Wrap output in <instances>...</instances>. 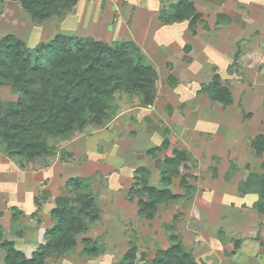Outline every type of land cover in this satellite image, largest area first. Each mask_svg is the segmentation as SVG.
I'll use <instances>...</instances> for the list:
<instances>
[{"label": "rangeland", "instance_id": "374dc122", "mask_svg": "<svg viewBox=\"0 0 264 264\" xmlns=\"http://www.w3.org/2000/svg\"><path fill=\"white\" fill-rule=\"evenodd\" d=\"M177 1L78 0L71 10L78 16L68 12L35 23L17 1L0 0V39L12 34L33 54L61 31L106 43L130 40L157 73L151 105L117 92L109 120L48 136L51 150L44 157L26 161L0 144L2 238L26 257L44 241L51 209L71 204L66 182L78 177L99 217L76 236L72 250L49 257L50 264H116L131 246L135 264H152L157 251L173 243L171 235L196 264H264V245L255 240L264 210L254 206L256 193L239 189L264 164V152L257 156L251 146L264 134V0H189L200 14L193 31L188 20L163 22ZM87 11L90 27L76 29ZM219 13L229 22L218 21ZM214 74L229 89L230 105L209 98ZM16 99L10 86L0 85L5 105ZM173 149L186 159L164 185L163 161ZM140 176L180 197L159 204L151 219L139 216L132 191ZM83 238L96 255L83 252ZM4 256L0 247V264Z\"/></svg>", "mask_w": 264, "mask_h": 264}, {"label": "trees", "instance_id": "16d2710c", "mask_svg": "<svg viewBox=\"0 0 264 264\" xmlns=\"http://www.w3.org/2000/svg\"><path fill=\"white\" fill-rule=\"evenodd\" d=\"M13 1L29 13L32 21L42 23L51 16L70 12L78 0ZM162 16L166 24L188 20L192 31L200 18L189 0H178L171 11ZM217 19L229 22V17L223 13H219ZM156 79V70L130 40L106 43L89 36L56 34L36 47L33 54L21 39L12 34L5 35L0 39V85L10 86L17 99L13 106H7L0 100V144L8 155L22 157L26 161L44 157L51 150L48 136L71 134L89 124L101 126L109 120L111 102L117 92L136 94L141 106L151 105ZM207 94L222 106L232 103L230 91L220 83L218 74H214L208 84ZM167 142L164 139L163 146ZM251 146L255 155L260 156L264 152V134H257L251 140ZM157 150L159 146L151 152ZM185 159L184 153L177 149L164 158L161 174L164 185L178 175L179 165ZM81 184L78 177L67 180L71 204L51 209V224L45 229L44 241L30 257H26L12 241L3 240L0 226L4 264H50L47 261L49 257L75 247L76 236L85 232L99 217V207L93 195L83 191ZM134 186L132 194L138 196L137 214L146 219L153 217L159 204L173 202L180 197L169 188L150 185L141 176ZM239 189L256 193L258 199L254 206L263 212L264 164L262 171L250 173L239 184ZM255 236L263 245L264 223L259 225ZM170 239L173 243L157 251L152 264H196L191 253L174 235ZM82 242L83 252L97 254L95 247H90L89 238H83ZM135 257L136 248L131 246L116 264H135Z\"/></svg>", "mask_w": 264, "mask_h": 264}, {"label": "crops", "instance_id": "0c3cea01", "mask_svg": "<svg viewBox=\"0 0 264 264\" xmlns=\"http://www.w3.org/2000/svg\"><path fill=\"white\" fill-rule=\"evenodd\" d=\"M80 1V0H79ZM78 3V2H77ZM80 3V2H79ZM76 6H77V4H76ZM76 6H74L73 8H76ZM76 10V9H75ZM74 11V10H73ZM73 11H71V12H69V14L68 15H70V16H73V17H76V16H78L77 14H79V13H77V12H75V13H73ZM90 14L91 13H89L88 11H87V14H86V16L85 17H83L82 15H79V19L81 18V20H79V25L80 26H78L77 25V27H76V29H82V30H84L86 27H90V22H91V19H89V16H90ZM94 15V14H93ZM58 34H65L63 31H61V32H59ZM79 36H88V35H79ZM166 131H167V133L168 132H170L169 131V129H166ZM48 227V226H47ZM46 227V228H47ZM45 228V229H46ZM256 240V239H255ZM257 241V240H256ZM264 245V244H263ZM262 245V246H263Z\"/></svg>", "mask_w": 264, "mask_h": 264}]
</instances>
